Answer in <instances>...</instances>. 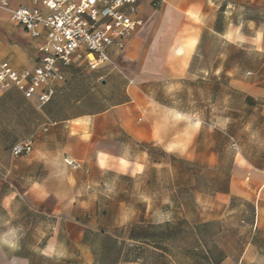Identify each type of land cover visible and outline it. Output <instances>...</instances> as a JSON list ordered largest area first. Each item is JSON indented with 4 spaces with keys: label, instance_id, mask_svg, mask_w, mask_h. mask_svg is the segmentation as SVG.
<instances>
[{
    "label": "crops",
    "instance_id": "1",
    "mask_svg": "<svg viewBox=\"0 0 264 264\" xmlns=\"http://www.w3.org/2000/svg\"><path fill=\"white\" fill-rule=\"evenodd\" d=\"M5 1L7 6H0V64L6 62L16 71L31 70L43 56L40 47L45 42V33L34 38L11 19L10 11L27 5L25 0ZM229 12L232 15L225 19ZM258 14L264 15V0H164L159 7L141 0L138 18L142 25L127 39L123 50L110 53L115 69L101 65L91 70L83 57H74L71 65L63 69L64 81L50 85L53 95L41 107L36 97L26 99L15 86L0 85V197L15 191L18 193L15 204L19 206L14 219L3 208H0V217L11 219L9 226L23 230L17 250L0 247V264H86V254L92 261L88 238L91 216L81 207L85 198L75 197V193L86 186L88 191L94 189L101 193L108 186L115 187L119 179L138 177L145 170L149 154L143 146L154 143V133H158L163 146L179 144L189 124L196 123L191 117L196 116L202 127L188 153L181 156L177 149L170 154L194 162L195 154L210 153L209 147L204 150L201 145L202 130L206 126L203 118L177 104L165 107L152 91L165 88L167 82L187 88L181 85L185 79L181 78V72L215 75L216 81L202 83L205 89L208 92L217 89L218 95L220 90L225 91L224 77L220 82V74L228 73L225 62L196 68L193 60L206 53L209 43L227 42L224 34L229 21L236 23L240 18ZM213 15L217 17L215 21ZM248 19L256 24L255 18ZM244 35L251 43L254 32H244ZM192 41H196L193 54L186 57L183 53ZM186 60L189 66L184 69ZM230 82L232 88L245 91L252 103L257 100L264 103V80ZM90 100L97 101L96 109L88 108ZM253 105L260 113L249 116V132L257 131L260 140L264 131V104ZM173 109L189 119L175 120L169 114ZM26 140L33 143L31 153L13 158V145ZM41 145L53 157L61 154V167L65 166V158L79 165L76 169L66 165L76 183L65 201L56 198L57 192L69 189L66 180L61 183L53 175L57 169L34 160L28 163ZM240 146L243 152L245 145ZM261 152L264 150L250 151L251 154ZM255 161V158H246L245 162L235 165L240 172L231 176L226 191L212 196L199 195L203 222L231 221L232 225L249 230L238 251L221 249L216 261L209 258L211 264H264V164H252ZM29 180L44 184L49 198L36 199L29 192ZM73 197L71 208L65 210L64 203ZM237 205L242 209L234 208ZM34 218L39 219L36 227ZM6 230L0 220V233ZM29 237L36 238V243L29 242ZM49 244H62L69 253L68 258L56 260L36 251Z\"/></svg>",
    "mask_w": 264,
    "mask_h": 264
},
{
    "label": "rangeland",
    "instance_id": "2",
    "mask_svg": "<svg viewBox=\"0 0 264 264\" xmlns=\"http://www.w3.org/2000/svg\"><path fill=\"white\" fill-rule=\"evenodd\" d=\"M248 18H255L257 27L264 24L262 14L243 17V32L247 34L250 32ZM223 62L227 72L233 74H220V82L224 77L226 89L220 90L219 95L217 89L208 92L202 84L208 81L211 84L217 76H205L200 72L195 73L198 77L195 81L187 74L188 78L181 84L187 88L181 87L172 94H166V89L175 84L173 82L152 91L165 107L177 104L203 118L206 126L202 130L201 145L204 150L209 147L210 153H197L194 162H190L166 153L154 143L145 144L143 149L149 154L145 159V170L138 177L117 180L111 193L107 192L108 186L100 190L101 193L90 189L88 194L81 196L85 198L84 202L90 196H96L87 210L83 208L91 216L88 238L92 264H211L209 258H219L221 249H229L232 253L238 251L248 238L249 230L234 226L231 221L203 222L201 218L203 203L199 201V195L212 196L226 191L231 176L240 172L235 165L245 162L246 158H255L252 164H264V152L250 153L251 150H264V131L258 140L257 131H253L254 136L246 130V125L251 123L249 116L260 113L259 108L253 109V104L264 103L259 100L252 103L245 91L230 86L234 79L245 83L264 80V52L256 51L252 43L237 47L228 42H211L206 53L196 57L192 65L212 67ZM203 77L207 80H201ZM87 105L91 110L96 109L97 101L90 100ZM223 119H230L225 131L219 128L209 131L217 120ZM166 126L168 131V122ZM231 140L236 143L235 147L231 146ZM241 144L245 145L243 152ZM141 195L149 197V201H141ZM165 200L169 202L164 203ZM68 204L64 203L65 210L71 208ZM234 208L242 209L240 205ZM129 209L135 213L131 222L119 225L120 214ZM157 210L170 211L172 221L155 224ZM38 220L32 219L34 227ZM28 240L33 243L36 238L29 237Z\"/></svg>",
    "mask_w": 264,
    "mask_h": 264
},
{
    "label": "built area",
    "instance_id": "3",
    "mask_svg": "<svg viewBox=\"0 0 264 264\" xmlns=\"http://www.w3.org/2000/svg\"><path fill=\"white\" fill-rule=\"evenodd\" d=\"M27 5L10 11V17L32 37L44 32L40 47L43 56L31 70L16 71L6 62L0 64V85L15 86L26 99L36 97L41 107L50 101L52 83L64 81L63 69L74 57H83L91 70L101 65L116 68L111 52L121 51L142 21L138 18L141 0H25ZM159 7L164 0H148ZM0 6L6 7L5 0ZM231 146L236 143L231 140ZM31 140L13 145L17 159L31 153ZM79 165L69 158L64 163Z\"/></svg>",
    "mask_w": 264,
    "mask_h": 264
},
{
    "label": "clouds",
    "instance_id": "4",
    "mask_svg": "<svg viewBox=\"0 0 264 264\" xmlns=\"http://www.w3.org/2000/svg\"><path fill=\"white\" fill-rule=\"evenodd\" d=\"M229 8L232 7V5L228 6ZM232 13H226L225 19H228ZM216 16H212V20H216ZM245 28V21L243 18H240L238 22L234 23L229 21L227 25L226 32L224 34V39L237 46L241 47L245 43L249 42V37L244 35L243 29ZM247 28L249 31L254 32V36L251 37V43L254 45V48L258 52H264V24H261L259 27L252 22L247 21ZM196 45V41H192L189 45H187L186 51L183 53L186 57H189L193 54V49ZM250 49L249 51H251ZM187 60L185 61L183 68H188ZM223 69H221L222 71ZM232 71L228 72V76H232ZM204 75L207 76V72H204ZM217 75H219V72H217ZM181 78H188L187 74L185 72H181ZM197 75L193 74L191 76V79L195 81L197 79ZM181 86L179 84L176 85H169L166 89V94H172L176 91H179ZM170 115L173 116V118L177 121H187L189 119L188 116L177 113L174 109L170 111ZM191 119H195V124H189L188 128L185 130L184 137L181 143L179 144H170L167 146H163V143L159 141V135L158 133H154L153 135V142L156 144L157 147H162L163 151L166 153H173L175 150L179 149L180 155L183 156L185 153H188V150L192 147L194 140L196 136L199 134L202 122L196 117L193 116ZM78 123H80L78 121ZM230 123V119H223V120H217L215 124H213L211 127H209V131H213L215 128H219L221 131H225L228 124ZM251 128V124L246 125V130ZM256 135L255 133L253 134ZM60 153H57L55 157L52 156L51 152L47 149L45 145H41L38 147L33 155V158L28 161V163H32V161L44 163L45 166L52 165L57 169L53 175L57 179L63 183L65 180L67 181L69 185L68 191L65 192H57L56 198L59 201H65L68 199L71 189L75 186V179L73 176L68 174L67 166L65 162V166L61 167L59 161H60ZM189 158L191 156L189 155ZM98 167L103 168L102 165H98ZM29 184V192L38 200L45 201L49 198L50 194L48 193L46 187L44 184H41L38 181L29 180L27 181ZM114 189L112 187H108L107 192L111 193ZM88 193V186L82 188L81 190L77 191L75 193V197H79L81 195H86ZM18 193L15 191H10L7 194H5L3 197H0V208H3L6 212L8 217L15 218V212L18 209V205L15 204L17 200ZM75 197L72 198V200L69 201L68 207H71V203L75 201ZM96 196L92 195L89 197V200L87 202L81 203V207L87 210L91 206V202L95 201ZM141 201L147 202L149 201V197L141 195L140 196ZM169 201L165 200L164 203H168ZM135 213L131 209L124 211L120 214L119 219L117 223L121 226L128 224L131 222L132 218L134 217ZM172 213L170 211H161L157 210L154 214V223L157 225H163L165 222H171L172 221ZM0 220H2L4 226L7 227V230L3 233H0V247H6L10 250H17L19 247V242L22 235V228L20 227H11L9 226L11 224V219H4L3 217H0ZM43 235V233L41 234ZM41 255L46 256L48 258H54L56 260H61L68 258L69 253L67 249L62 245H53L49 244L45 249H36ZM86 264H92L90 256H87L86 254Z\"/></svg>",
    "mask_w": 264,
    "mask_h": 264
},
{
    "label": "trees",
    "instance_id": "5",
    "mask_svg": "<svg viewBox=\"0 0 264 264\" xmlns=\"http://www.w3.org/2000/svg\"><path fill=\"white\" fill-rule=\"evenodd\" d=\"M217 259H214V261H216Z\"/></svg>",
    "mask_w": 264,
    "mask_h": 264
}]
</instances>
